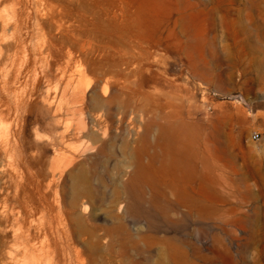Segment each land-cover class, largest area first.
<instances>
[{
    "label": "rangeland",
    "instance_id": "374dc122",
    "mask_svg": "<svg viewBox=\"0 0 264 264\" xmlns=\"http://www.w3.org/2000/svg\"><path fill=\"white\" fill-rule=\"evenodd\" d=\"M248 4H33L37 33L0 70L18 78L0 90V103L13 107L0 115V240L10 238L3 217L15 198L2 144L14 134L13 160L25 155L50 182V264H264V182L245 174L247 164L264 176V37L251 29L250 41L242 31L237 12ZM18 7L8 0L0 14L12 18ZM182 120L195 122L212 147L210 220L187 202L175 153L165 146L183 135L176 134ZM222 145L233 159L221 157ZM196 164L202 167L199 156ZM189 189L201 197L199 177ZM166 205L168 220H185L186 228L163 220ZM253 215L256 229L244 221ZM166 237L188 240L186 250L196 246L199 256L182 263Z\"/></svg>",
    "mask_w": 264,
    "mask_h": 264
},
{
    "label": "bare ground",
    "instance_id": "6f19581e",
    "mask_svg": "<svg viewBox=\"0 0 264 264\" xmlns=\"http://www.w3.org/2000/svg\"><path fill=\"white\" fill-rule=\"evenodd\" d=\"M6 1L8 0H0V7L4 5ZM15 1L18 3L19 7L15 10L14 17H4L0 14V70L11 60L12 51H17L20 48L28 50V42L36 35L37 26L40 24V18L34 14L33 4L38 6L43 1H47V3L50 4V0ZM237 13H239L241 21H243L242 31L249 33L247 37L248 40L251 41L253 37L252 34L250 35L251 29H255L256 34L264 37V0H249L248 6L238 10ZM228 14L234 15L235 12L227 10L226 15ZM209 18L211 17L209 16ZM182 19H185V17H182ZM195 38H197L196 35H194L192 42L195 40L198 43L199 39ZM49 50L50 46L47 47L48 52ZM33 65L34 62L28 60L25 68L30 69ZM190 65L194 69L198 66L193 58L190 61ZM259 67L262 71L261 76L263 79L264 61L259 64ZM17 81V76L4 77L0 74V90L9 88ZM103 89L106 90L108 88L105 85ZM12 111L13 107L8 100H3L2 103H0V115L10 116ZM198 128L195 122L182 120L178 126L179 132H176V134L180 133L183 135L176 136L172 140H169L168 143H165V146H171L173 153H175V161L178 163L177 166L179 167L174 171L175 176L180 181V184H177L179 185L178 187H180V190L186 195L187 202L196 210L198 218L206 221L210 220L213 214H215V209L211 206L209 201L212 194L216 193L211 189V182L214 178V166L211 161L212 147L207 141H201L203 136L198 133ZM176 129L177 128H175V130ZM2 146L5 155L13 162L12 165L14 166L13 170H15V172L11 173L10 177L15 186V198L9 209H5L3 217L5 226V230L3 231L5 233L10 232V238L0 240V246L6 247L4 252L0 253V263L50 264V182H43L39 168H34L35 170L32 171L34 161L25 159V155L21 154L18 158H14L13 160L15 156L14 151L18 146L17 138L14 134H11V136L8 135L3 141ZM200 150L202 154L198 152ZM219 150L221 157H226L229 160L234 158V155H231L232 153H228L225 145H222ZM198 156L202 161L201 168H198L196 164ZM245 174L247 176L258 177L264 182L262 172L253 170L247 164ZM196 177L200 179V198L196 196L195 192L189 189V183ZM247 193L255 194V192L250 189L247 190ZM260 193H263V191H260ZM161 210V213H163V220L165 222L170 221L173 227L186 228L188 226L185 220L180 221V225L182 226L179 225V221H174L172 219L168 220L169 206L166 205L162 207ZM259 220V215L244 218V221L253 229L261 226L259 225ZM199 225L201 226V224ZM152 228L155 230L157 226H152ZM164 239L180 253L179 260L182 263H190L191 254L199 256V250L196 246L193 247L192 253L188 251V249L186 250L185 243L188 240L186 241L184 238L166 237ZM177 257L178 256H176V258ZM203 258L205 259V257ZM191 263L196 264V262Z\"/></svg>",
    "mask_w": 264,
    "mask_h": 264
},
{
    "label": "built area",
    "instance_id": "2783aa9c",
    "mask_svg": "<svg viewBox=\"0 0 264 264\" xmlns=\"http://www.w3.org/2000/svg\"><path fill=\"white\" fill-rule=\"evenodd\" d=\"M253 137H254V138H257V137H258V134H257V133H256V134H254V135H253Z\"/></svg>",
    "mask_w": 264,
    "mask_h": 264
}]
</instances>
